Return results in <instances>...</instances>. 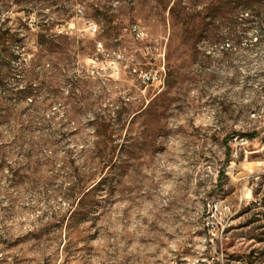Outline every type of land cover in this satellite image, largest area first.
<instances>
[{"label": "rangeland", "instance_id": "obj_1", "mask_svg": "<svg viewBox=\"0 0 264 264\" xmlns=\"http://www.w3.org/2000/svg\"><path fill=\"white\" fill-rule=\"evenodd\" d=\"M5 1L0 264H264V0Z\"/></svg>", "mask_w": 264, "mask_h": 264}, {"label": "trees", "instance_id": "obj_2", "mask_svg": "<svg viewBox=\"0 0 264 264\" xmlns=\"http://www.w3.org/2000/svg\"><path fill=\"white\" fill-rule=\"evenodd\" d=\"M177 0H175L176 3ZM237 4H240L241 9L245 10L247 1L246 0H236ZM220 2V1H219ZM215 4V11L219 10L220 3ZM222 2V1H221ZM231 4V0H224L223 3ZM0 5L3 8H7L8 4L5 0H0ZM238 6V5H237ZM97 14L104 15V13L100 9H96ZM172 15L175 14L176 8L173 6L170 9ZM135 24V23H134ZM133 25V24H132ZM131 25V26H132ZM130 26V27H131ZM130 29V28H129ZM15 34L13 31L4 26H0V89L3 95L1 98H7L9 95H15L18 99L23 98L29 94L37 95V92H48L54 90L56 93L57 90L53 88L55 85V80H58V68L55 63L56 59V52L55 50L51 49V47L40 48L38 52L33 53V56L30 59V67L25 68L22 70L21 79L26 81V86L22 88H13L8 89L5 87L3 80L6 76L5 68L7 67V58L9 56V44L13 40ZM49 40H46V43H50L53 45V42L56 39L64 38L63 36L51 34ZM54 80V81H49ZM20 82V81H19ZM50 82V83H49ZM63 82L66 86H69L68 91L70 94L65 97V103L68 104L73 98L74 89L76 85L68 78H64ZM51 86V87H50ZM50 88V89H49ZM47 92V93H48ZM46 100H49L47 98ZM45 105H49L46 104Z\"/></svg>", "mask_w": 264, "mask_h": 264}, {"label": "built area", "instance_id": "obj_3", "mask_svg": "<svg viewBox=\"0 0 264 264\" xmlns=\"http://www.w3.org/2000/svg\"><path fill=\"white\" fill-rule=\"evenodd\" d=\"M91 24H93V23H91ZM94 26L96 28L95 24H94ZM129 30L135 36V38L138 39V40H143L147 36V32L138 23L133 24L130 27ZM96 46H97L98 50L103 49L102 42H97ZM154 48H155V46H154ZM162 56L165 57V52L164 51L162 53ZM140 75L142 77L143 83L146 84V85H155V84L158 83L159 85H163L164 86L165 80H166L165 64H163L160 67V69H158V70H156L154 72H142ZM251 115L254 118H258V117L264 116V110H263L262 114H260L258 112H253Z\"/></svg>", "mask_w": 264, "mask_h": 264}]
</instances>
